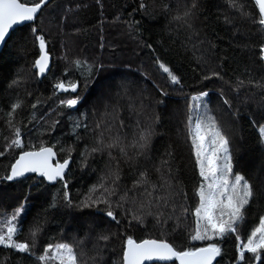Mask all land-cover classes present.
<instances>
[{"label": "trees", "instance_id": "1", "mask_svg": "<svg viewBox=\"0 0 264 264\" xmlns=\"http://www.w3.org/2000/svg\"><path fill=\"white\" fill-rule=\"evenodd\" d=\"M236 2L246 15L231 7L229 0H50L35 23L13 31L0 52V221L22 209L14 239L32 245V254L0 246V264H41L37 257L46 246L60 243L72 246L78 264H122L128 236L137 242L166 240L178 251L217 243L221 248L217 264L257 262L251 253L241 261L239 246L264 217V134L260 132L264 29L257 23L254 0ZM36 35L45 37L54 58L50 73L42 79L34 66L40 54ZM157 58L180 77L179 85L170 83ZM77 60L82 63L79 68ZM214 72L219 77L204 79ZM61 81L76 83V93H60L55 85ZM204 92L206 107L199 111L215 118L229 141L233 174L243 175L255 196L235 233L193 241L192 213L198 206L201 178L188 117L191 97ZM75 95L76 106L61 104ZM225 99L230 103L225 104ZM17 101L22 106L9 117ZM16 128L23 135V147L9 148ZM144 129L152 132L150 143L135 162L122 156L119 148L106 147L120 136L121 146L133 157L137 149L131 145ZM41 145L54 146L59 161L68 159L71 150L72 165L64 181L52 185L37 175L4 179L22 152ZM94 147L102 150L92 152ZM164 160L169 162L170 174L161 167ZM117 166L121 180L117 195L111 197V210L119 223L106 215L105 204L81 206L90 188ZM141 172L157 185L162 183L161 172L168 177L170 187L158 193L171 194L167 207H156L155 201L149 205L143 188L128 191V198L119 201L120 195L133 189ZM182 205L188 213L182 214ZM133 214L143 216V224L133 221ZM157 218L166 222L157 225ZM0 227L6 230L5 224ZM258 264H264V250Z\"/></svg>", "mask_w": 264, "mask_h": 264}, {"label": "snow or ice", "instance_id": "2", "mask_svg": "<svg viewBox=\"0 0 264 264\" xmlns=\"http://www.w3.org/2000/svg\"><path fill=\"white\" fill-rule=\"evenodd\" d=\"M48 3V0H0V43L5 42V38L9 35V30L13 29L14 25H19L22 22L33 21L42 7ZM231 7L241 11L242 15H246L242 11V6L237 4L236 0H229ZM255 4L259 9V20L257 23L264 29V0H255ZM141 8L145 7L143 4ZM167 7V6H165ZM189 13L185 12L184 16ZM177 16L175 19H182ZM33 32L36 29L33 28ZM36 40L39 43V58L35 60L34 66L39 70L40 74L46 72L49 67V54L46 51V41L43 35H36ZM151 47V45H148ZM261 59L264 60V45L261 46ZM76 67L82 66L81 61L74 62ZM156 63L159 69L165 74L170 83L179 85L181 83L180 77L176 75L165 63L157 58ZM219 77V73H212L205 76L204 79H211L212 77ZM15 83V82H14ZM57 90L73 91L77 89V84L72 82L65 84L63 81L55 85ZM162 95H167L163 93ZM208 94L201 93L199 96L191 97L192 103L189 105L188 128L191 145L196 158V164L199 169V176L201 178L196 195L198 196V206L195 207L192 213L195 217V232L191 236L193 241L213 240L216 238L223 239L229 234L237 231V226L244 220V210L250 204L255 196L252 185L245 179L243 175L233 174L232 158L229 151V141L221 132L215 118L206 113H201L199 109L206 107L204 104V97ZM79 98L68 99L61 101L62 105L73 107L77 105ZM162 102V101H161ZM225 104L230 102L225 99ZM21 102L11 106L8 113L9 117H13L16 111L21 108ZM158 119V118H157ZM12 125V120H9ZM87 127L86 125L77 124L76 127ZM97 124V128H100ZM120 127H124L123 121H120ZM107 130H111L108 126ZM261 134H264V127L260 128ZM152 132L150 129H144L139 135V139L135 144L131 145L137 149L135 156L130 157L126 151V147L121 146L122 140L120 136H116L112 143L106 145L107 148H119L120 153L127 160L135 162L136 157L145 154L150 143ZM15 139L8 145L9 148H22L23 141L21 139L20 129H15ZM101 139L97 142L103 143V132L100 133ZM54 147V146H53ZM53 147L41 145L38 150L24 151L15 160V163L10 165V174L6 175L4 179L9 181L25 176L26 173H39L48 181L63 180L65 169L68 168L69 160L71 159L69 150V158L65 159L63 163L57 161L55 166L52 164V159L56 155ZM63 151V149H61ZM101 148L94 147L92 152L101 151ZM111 156V152H109ZM170 155V154H169ZM162 168H167L169 174L171 168L169 162L164 160L161 162ZM160 171V169H158ZM120 169L109 172L106 177H101L98 184L93 185L89 190V195L85 201L82 202L83 207H92L98 204H105L108 207L106 215L113 221L119 223L116 214L112 211L111 197L117 195V189L120 187ZM162 183L157 185L149 181L147 173L141 172L139 178L134 182L133 189L126 190L123 195L119 196V201H125L128 198V191L137 188L144 189V195L148 199V204L152 205L155 201V206L163 205L167 207L170 195H159L160 189L166 185L170 187L168 177L161 172ZM150 186L151 191H149ZM66 188L67 185L65 184ZM99 193V195H97ZM65 200L71 204L65 192ZM117 206H122L119 204ZM143 206V205H142ZM182 214L188 213L189 209L181 206ZM175 210V209H174ZM22 209H17L11 219L0 221L6 225L0 227V246L14 249L21 253L32 254V245L27 242H17L14 237L17 235L19 228L17 221ZM151 215V213H148ZM160 215H163L162 213ZM169 216L167 219H171ZM132 220L143 224L144 217L133 214ZM166 220L157 218V225L165 223ZM38 228L32 231L33 239L35 238ZM102 239L107 240L104 236ZM239 240V236L236 237ZM239 251V259L241 261L245 258V253L253 254L256 261L261 260V251L264 250V217H260L259 225L250 234L246 243H242ZM221 255V248L217 243H210L206 247L195 249H187L178 251L176 248L166 240L157 239H143L139 242L128 236L124 242L122 264H145V261H171L173 258L179 261V264H213L216 257ZM41 264H48V261L55 260L57 264H78L77 256L69 244L60 243L56 245L49 244L43 250V253L37 257Z\"/></svg>", "mask_w": 264, "mask_h": 264}, {"label": "water", "instance_id": "3", "mask_svg": "<svg viewBox=\"0 0 264 264\" xmlns=\"http://www.w3.org/2000/svg\"><path fill=\"white\" fill-rule=\"evenodd\" d=\"M49 1H50V0H48V2H49ZM254 1H255V0H254ZM21 2H22V1H21ZM46 5H47V4H46ZM46 5H45V6H46ZM45 6H43L42 9H43ZM42 9H41V11H42ZM41 11L37 14L36 19H34L33 21H26V22H22V23L19 24V25H14V26H13V29H10V30H9V35L5 38V42L0 43V52H2V50L4 49V47H5V45H6L7 41H8V39L10 38L11 34L13 33V31H15L17 28L22 27V26H25V25H27V24H33V23H35L36 20L38 19V17L40 16V14H41ZM46 51H47L48 54H49V67H48V69L46 70V72L43 73V74H40V73H39V70L37 69V71H38V73H39V78H40V79H42L43 77H45L46 75H48V74L50 73V71H51V69H52V67H53V63H54L53 55L50 53V51H49V49H48L47 46H46ZM38 58H39V57H38ZM263 62H264V60H263ZM59 92H60V93H68V92L76 93V91L73 92V91H71V90L66 91V92H65V91H62V90H59ZM77 104H78V103H77ZM75 106H76V105H75ZM47 147H52V146H47ZM37 150H38V149H37ZM28 151H31V150H28ZM53 151L56 153V155L54 156V158L52 159L51 162H52V164L55 166V164L57 163V161H59V156H58V152L56 151L55 148H53ZM21 154H22V153H21ZM18 158H19V157H18ZM18 158H17V159H18ZM59 162H60V163H63V161H59ZM14 163H15V162H14ZM71 165H72V161L69 160V165H68V168L65 169L64 179H63V180L57 179L56 181H48L45 177L41 176L39 173H32V172H29V173H26L25 176H23V177H19V178H17V179H14L13 181H19V180H22V179H26V178H28V177H30V176H32V175H37L38 177H43V178H44L49 184L54 185V184H56L58 181H64V180H65L66 175L68 174ZM218 258H219V256L216 257V259L213 261V264H217ZM174 261H177L178 264H179V261H178V260H175L174 258H173V260H171V261H158V260H154V261H145V264H152V263H172V262H174ZM257 264H258V261H257Z\"/></svg>", "mask_w": 264, "mask_h": 264}, {"label": "rangeland", "instance_id": "4", "mask_svg": "<svg viewBox=\"0 0 264 264\" xmlns=\"http://www.w3.org/2000/svg\"><path fill=\"white\" fill-rule=\"evenodd\" d=\"M79 90H80V87H78L77 94H78ZM77 94H76V95H77ZM76 95L73 96V97H72V96L66 97V100H68V99H73V98H77ZM194 96H199V95H194ZM78 103H79V102H78ZM262 127H264V126H262ZM260 128H261V127H260ZM20 134H21V139H23V138H22L23 135H22L21 132H20ZM11 141H12V140H10V142H11ZM48 264H57V261H55V260H50V261H48ZM255 264H257V262H256Z\"/></svg>", "mask_w": 264, "mask_h": 264}, {"label": "bare ground", "instance_id": "5", "mask_svg": "<svg viewBox=\"0 0 264 264\" xmlns=\"http://www.w3.org/2000/svg\"><path fill=\"white\" fill-rule=\"evenodd\" d=\"M170 264V263H169Z\"/></svg>", "mask_w": 264, "mask_h": 264}]
</instances>
